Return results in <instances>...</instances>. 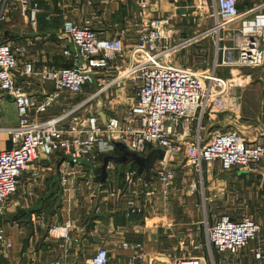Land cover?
<instances>
[{
  "label": "built area",
  "instance_id": "1",
  "mask_svg": "<svg viewBox=\"0 0 264 264\" xmlns=\"http://www.w3.org/2000/svg\"><path fill=\"white\" fill-rule=\"evenodd\" d=\"M149 1L136 0L139 19L134 24L135 40L128 46V28L108 37L100 35L90 19L80 23L63 19L59 31L64 42L58 65L36 64L29 57L28 40L0 38V98L11 100L17 122L0 128L10 142L0 149V215L7 198L17 191L23 172L34 166L31 175L40 184L38 171L47 162L60 164L61 196L71 188L70 179L80 176L99 202L105 196H126L131 212L140 211L137 199L142 192L149 196L155 189L163 201L171 197L178 165L174 159L180 155L185 165L199 175L202 164L209 170L214 162H219L221 171L233 167L259 169L264 160L263 142L247 141L233 127L205 139L202 121L204 117L214 121L220 113L234 116L239 110V81L218 75L217 68L258 69L262 80L258 136L264 134V0L251 5L241 0H168L170 10L146 17ZM10 2L19 6V16L34 30L38 9L32 0H0V24L9 18ZM186 31L193 35L180 38ZM209 34H214V56L208 68L192 70L168 64L167 56ZM119 58V65L109 63ZM126 80L135 83L136 99L122 119L113 115L102 119L89 108L98 95ZM54 105L61 106V110L51 114L49 110ZM191 121L196 128L194 137L188 140ZM110 140L122 142L137 154L162 147L165 157L155 161L146 183L134 166L119 164L123 169L116 168L109 161L107 177L113 172L116 185L106 186L107 177L100 185L89 176L91 172L98 174L100 156L113 152ZM152 178L156 188L150 186ZM197 185L194 179L189 180L187 193L193 194ZM205 201L203 194L204 204ZM203 224V242L191 241L182 256L174 254L161 260L152 256L153 251L147 250L144 242L124 240L117 244L121 254L116 260L110 259L106 246L98 245L85 264H215L212 249L238 254L253 240L252 264H264V243L260 238L264 223L245 213H220L211 224ZM48 228L49 235L61 239L59 246L64 248L74 224L68 219ZM11 247L0 222V250L4 253ZM51 264L64 263L56 259Z\"/></svg>",
  "mask_w": 264,
  "mask_h": 264
},
{
  "label": "crops",
  "instance_id": "2",
  "mask_svg": "<svg viewBox=\"0 0 264 264\" xmlns=\"http://www.w3.org/2000/svg\"><path fill=\"white\" fill-rule=\"evenodd\" d=\"M248 2L249 1H247V4ZM32 3L37 4V26L34 30L30 28L31 32L24 33L25 35L31 36H21L23 30L27 28L25 26L27 23H22L21 27H23V30H20L18 35L19 37H24V39L16 41H30L29 57L34 59L36 64L58 65L61 58V44L59 43L58 36L59 28L54 25L46 27L45 22L49 21L50 24H53L56 21H60L61 23L63 19L67 18L80 23L85 17H88L94 12L87 11L81 0H32ZM51 9L55 11L60 9V12L56 13L55 11H51ZM39 14L43 17L41 22H38ZM18 17L23 20L19 14ZM95 25L98 30H101L103 27V24L95 23ZM13 33L17 34V32ZM51 33L55 36L57 35L56 40H50L53 39L49 37ZM134 40L135 38L126 39V46H128L130 42H134ZM121 61L122 59L120 58L112 59L109 63L113 66L119 65ZM113 73L112 70V72H108V75L112 76ZM259 95L258 108H256L257 111L254 112L255 116L253 117L245 116V114L241 113V110H238L237 112L239 113L236 112L237 114H234V116L229 113H220L214 121L204 117L202 121V134L204 138L207 139L210 134L233 127L236 128L247 141H254L257 139L264 143V134L258 136L261 91ZM135 99L136 89L134 91L132 103ZM94 107L96 112L99 114L102 113L103 119L109 115L107 111L99 108L98 104L95 103ZM16 124V114L13 103L8 98H0V128H8ZM189 128L190 131L187 133L186 138L191 140L194 137L196 123L191 121L189 123ZM178 130L181 131V127H179ZM9 144L8 135L0 131V149L6 148ZM180 157H182L180 160L181 162L184 160L183 155L178 156L176 158V163L178 165L180 162L178 159ZM100 158L102 157L100 156ZM185 167L188 169L183 171ZM33 168H28L23 172L20 181L22 183L21 192L10 199L2 212V215H6L5 224H8V227L5 228L8 239L12 242V247L19 243L22 244L21 247H18L19 251H23L22 255H26L29 252H33V256L45 253L47 255L46 258H48V255L52 258L53 255L54 260L59 259L64 264H85L88 257L92 255L95 247L104 245L109 250L110 259L116 260L121 254V251L117 248L118 243L124 240L145 241V230L150 228L147 224L148 220L151 219L155 222L163 220L167 222L165 226L162 225L166 229L174 222L172 216H167L166 213L156 210L153 199L156 197V194L159 195V193L155 189L149 196L143 195L142 192L137 199L141 207L140 211L131 212L126 204V196L119 199L105 196L104 200L99 202L94 194L87 188L85 181L80 176L70 179L69 185L71 188L61 196L59 191H56V187L59 186V163L47 162L42 171H38L37 180L40 181V184H36L34 177L31 175ZM190 169L191 168L186 165L183 168L179 167V175L182 177V175ZM203 172H205L204 178L207 182L206 189L209 194L217 195L216 197L221 199L220 202L222 205H228L227 207L242 205L243 208H249V206L254 208L257 207V205H261L262 208H264V201L254 200V198H264V160L257 170H246L233 167L228 171H221L219 162H214L212 168L207 170L204 167L202 169V174L199 175L198 173V179L196 181L199 186L202 180H204ZM179 175L178 177H180ZM106 180V182L104 181L106 186L111 187V185H113L114 187L116 185L111 172H109ZM153 181L155 182L154 178H152V182ZM188 181H185V179L183 180V178L179 180L178 186L175 184V186L172 187L173 195L176 192H187L186 186ZM150 186L152 187L153 185L150 184ZM173 195H171V197ZM208 200L210 201V197H206V201ZM2 215H0V217ZM68 219L72 221L74 228L70 232L71 239L67 241L65 247L62 248L59 244L63 241L51 237L48 227L53 223H63ZM0 222L2 223L3 221L0 219ZM257 222L263 224L264 219L258 220ZM159 227L160 225L157 224L152 228L158 230ZM129 229H131V231H129ZM260 238L264 243V228L261 230ZM147 240H149V238ZM34 244H38V250H34ZM254 245L255 241L253 240L249 243L247 248L243 249V254L242 251L238 254L229 252L219 253L215 251L216 255L214 260L216 264H242L244 261L247 264H252L251 249ZM41 248L43 250H41ZM54 260H52L50 264Z\"/></svg>",
  "mask_w": 264,
  "mask_h": 264
},
{
  "label": "rangeland",
  "instance_id": "3",
  "mask_svg": "<svg viewBox=\"0 0 264 264\" xmlns=\"http://www.w3.org/2000/svg\"><path fill=\"white\" fill-rule=\"evenodd\" d=\"M241 1L243 3H247V1H249L248 4L251 5L253 2H257L258 0ZM81 2L84 3L85 9L87 11L94 12L91 14L89 13L90 15L85 17L83 20L90 19L94 28L100 35L109 37L118 33L122 28H128L126 33L127 39L135 38L136 31L134 30V24L139 19V7L136 3V0H114L112 2H106V0H81ZM8 6L10 8V12L8 13L9 18L7 21H4L0 24V38L13 39L15 41L19 39L23 40L24 37H19L18 35V32L23 30V27H21L22 23L25 22L20 17H18L20 8L14 2L8 3L7 7ZM170 9L171 5L169 4L168 0H151L146 3L145 16L150 17L153 15H158L159 13ZM51 11L55 10L51 9ZM55 12H60V9L56 10ZM38 20V22L43 20L42 15L39 14ZM95 23L103 24L102 29L98 30ZM49 25H54L55 27L59 28L60 21H56L53 24H50L49 21H46L45 26L47 27ZM25 26L27 28L23 30L21 36H31L24 34L26 32H31L29 25L26 24ZM13 32H17V34H14ZM191 35H193L192 32L186 31L180 34V38H187ZM56 36L51 33V36L49 37L53 39H49L56 40ZM58 36L59 43L62 44L64 40L61 38L60 31ZM213 38L214 34H209L201 40L173 52L170 54V56L166 57L167 61L169 62L168 64L177 67L191 68L192 70H204L208 68L214 56ZM216 73L222 77L232 80L237 79L239 81L241 87L236 88L237 95L239 96L238 102L240 103L239 110H241V113L245 114L247 117L255 116L254 112H256V108H258L259 94L261 91L260 86L262 85V80L258 78L259 70L252 68L219 67L216 69ZM134 91L135 83L133 84L131 80H126L124 83H118L109 87L94 100H92L89 104V108L94 110V104L96 103L98 104L99 108L107 111L109 115H113L122 119L125 116L126 110L132 103ZM69 99L67 103L71 104ZM60 110L61 106L54 105L52 108H50L49 113L56 114ZM82 112L86 113L85 111ZM114 151L115 150H113V152L110 154L115 153ZM176 158L174 161H177ZM181 158L182 157H180L178 161H180ZM101 159L102 158H100V163L102 162ZM185 164L186 162L184 158L183 162L180 161L179 165H177L175 170L177 176L173 181L172 187L175 186V184L178 186L179 180L182 178L183 180L185 179V181L190 179H195L196 181L198 179V172H196L191 167V169L186 171L182 177L179 175V167L183 168ZM111 165L116 168H122V166L115 162H112ZM204 167L205 166L202 164V169ZM187 169L188 168L185 167L183 171ZM112 173L113 172H111V174ZM204 173L205 172H203V178ZM178 175L181 178L178 177ZM202 183L203 187L201 188L199 185H197L196 191L193 194H189L185 191L183 193L176 192L173 195L172 192L173 196L165 201L161 200L159 195L156 194V197L153 199L156 210L166 213L167 216H172L174 222L168 229H166L163 226H165L167 222H164L163 220H158L157 222L151 219L148 220L147 224L150 228L145 230V241L142 242L145 243L147 250L153 251L152 256H155L161 260H167V256H172L174 254L176 256H182L191 246V241H193V243L203 242V223L207 222L208 224H211L213 217L215 218L220 213H227L232 216L245 213L256 221L264 219V208H262L261 205H257L258 208H251V206H249V208H243L242 205L234 207H227L228 205L224 206L220 202L221 199L216 197L217 195L209 194L208 190L206 189L207 182L205 178L202 180ZM152 185L154 188H156V183L154 181L152 182ZM21 190L22 183L20 182L17 191L13 195L9 196L5 201L4 207H6L10 199L15 197L19 192H21ZM56 191H58V187H56ZM203 194L205 197H210V201H205V204L203 202ZM254 200L264 201V198H254ZM0 219L3 221L2 223H4L5 228H7L8 224H5L6 215L3 214ZM157 224L160 225L158 230L152 228ZM129 231H131V229H129ZM148 238L149 240H147ZM19 244L4 253L0 250V264H50V262L54 260L53 255L52 258H50V255H48V258H46L47 255L45 253L33 256V252H29L26 255H22L23 251H19L18 249V247H21L22 244ZM33 246L35 247L34 250H38V244H34ZM41 250L43 249L41 248ZM243 251L244 250H242V254ZM158 253H162L163 255ZM212 253L215 259V250L213 251L212 249ZM242 264L247 263L244 261Z\"/></svg>",
  "mask_w": 264,
  "mask_h": 264
},
{
  "label": "water",
  "instance_id": "4",
  "mask_svg": "<svg viewBox=\"0 0 264 264\" xmlns=\"http://www.w3.org/2000/svg\"><path fill=\"white\" fill-rule=\"evenodd\" d=\"M99 116L102 118V113H100ZM110 143L112 144L115 153L103 155L98 174H93L91 172L89 176V179L98 182L100 185L103 184L107 177L106 166L109 161L121 165L134 166L137 172L142 173L145 181H147L150 176L151 167L155 161L163 160L165 157V150L162 147H153L145 154H137L128 150L120 141L110 140Z\"/></svg>",
  "mask_w": 264,
  "mask_h": 264
},
{
  "label": "trees",
  "instance_id": "5",
  "mask_svg": "<svg viewBox=\"0 0 264 264\" xmlns=\"http://www.w3.org/2000/svg\"><path fill=\"white\" fill-rule=\"evenodd\" d=\"M214 251V250H213Z\"/></svg>",
  "mask_w": 264,
  "mask_h": 264
}]
</instances>
